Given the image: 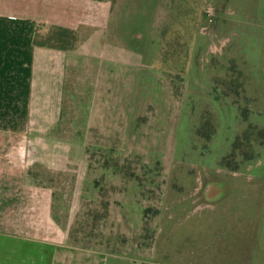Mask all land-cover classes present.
<instances>
[{
	"label": "rangeland",
	"instance_id": "374dc122",
	"mask_svg": "<svg viewBox=\"0 0 264 264\" xmlns=\"http://www.w3.org/2000/svg\"><path fill=\"white\" fill-rule=\"evenodd\" d=\"M84 2L62 121L22 153L58 226L138 264H264L257 0Z\"/></svg>",
	"mask_w": 264,
	"mask_h": 264
},
{
	"label": "crops",
	"instance_id": "0c3cea01",
	"mask_svg": "<svg viewBox=\"0 0 264 264\" xmlns=\"http://www.w3.org/2000/svg\"><path fill=\"white\" fill-rule=\"evenodd\" d=\"M81 3L0 0V264H138L108 248L71 240L52 215V194L37 195L52 189L30 184L22 160L37 135L62 121L68 72L63 38L80 23L82 10L74 7ZM197 86L208 96V84ZM226 108L237 111L231 104ZM253 250L264 256V248Z\"/></svg>",
	"mask_w": 264,
	"mask_h": 264
},
{
	"label": "trees",
	"instance_id": "16d2710c",
	"mask_svg": "<svg viewBox=\"0 0 264 264\" xmlns=\"http://www.w3.org/2000/svg\"><path fill=\"white\" fill-rule=\"evenodd\" d=\"M257 8L256 11L262 13V15H264V0H257L256 2ZM259 121L264 122V116L260 115L259 116Z\"/></svg>",
	"mask_w": 264,
	"mask_h": 264
}]
</instances>
